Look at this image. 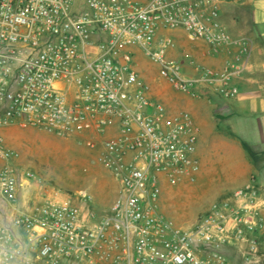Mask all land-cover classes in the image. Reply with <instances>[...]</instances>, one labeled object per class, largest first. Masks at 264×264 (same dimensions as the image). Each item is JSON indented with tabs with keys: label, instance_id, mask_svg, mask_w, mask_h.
<instances>
[{
	"label": "built area",
	"instance_id": "2783aa9c",
	"mask_svg": "<svg viewBox=\"0 0 264 264\" xmlns=\"http://www.w3.org/2000/svg\"><path fill=\"white\" fill-rule=\"evenodd\" d=\"M222 0H0V130L32 127L60 136L90 130L102 136L96 160L118 186L103 214L58 193L32 201L35 174L14 165L16 150L0 133V264H240L255 259L263 227L255 185L211 206L193 225L162 214L163 184L175 186L197 170L196 130L185 110L151 94L135 67L137 49L179 93L210 88L223 99L238 94L247 44L220 21ZM181 29L224 54L221 69L185 57L194 73L168 57ZM238 46L237 50L233 47ZM40 190L46 191L41 187Z\"/></svg>",
	"mask_w": 264,
	"mask_h": 264
},
{
	"label": "crops",
	"instance_id": "0c3cea01",
	"mask_svg": "<svg viewBox=\"0 0 264 264\" xmlns=\"http://www.w3.org/2000/svg\"><path fill=\"white\" fill-rule=\"evenodd\" d=\"M219 18L229 35L245 42L248 48V53L240 57L242 71L234 79L238 94L233 98L223 99L210 88L202 90L197 97L176 92L160 77L156 64L140 50H133L135 67L149 83L152 97L164 102L171 110L187 111L196 130L193 157L197 160V170L175 186L163 184L160 205L167 202L175 209L173 214L164 216L190 218L191 214H178L176 200L179 197L202 203L230 200L235 190L252 181L263 217L262 229L254 234L257 240L255 259L264 264V0H222ZM164 36H170L174 41L168 57L179 60L185 72L194 73L185 57L212 69L223 67L226 55L210 54L203 41H188L181 29L158 33V37ZM237 49L238 46L233 47V50ZM26 128L32 127L10 126L0 130L5 146L16 151L21 149L23 135L34 132ZM80 138L100 141L102 136L87 130ZM55 194L48 189L40 190L34 183L28 192L32 201ZM228 254L233 264H240L234 250Z\"/></svg>",
	"mask_w": 264,
	"mask_h": 264
},
{
	"label": "rangeland",
	"instance_id": "374dc122",
	"mask_svg": "<svg viewBox=\"0 0 264 264\" xmlns=\"http://www.w3.org/2000/svg\"><path fill=\"white\" fill-rule=\"evenodd\" d=\"M26 129H32L34 132L21 138L23 145L17 150L19 159L14 165L32 171L38 180L34 183L37 187L48 189L50 193H58L73 203L78 202L77 192L85 191L91 197L89 208L97 214L106 213L117 196L118 186L96 160L100 144L90 147L88 141L80 136L60 137L36 128ZM219 200L202 203L181 196L176 200L177 212L191 214V217H166L178 224L193 225L199 218L208 214L213 204L221 202ZM161 208L163 215L173 214L175 210L174 207H169L167 202L161 203ZM229 258L232 262V258Z\"/></svg>",
	"mask_w": 264,
	"mask_h": 264
}]
</instances>
